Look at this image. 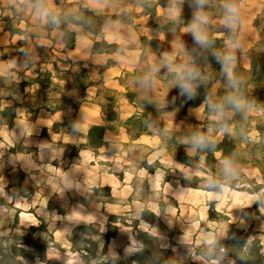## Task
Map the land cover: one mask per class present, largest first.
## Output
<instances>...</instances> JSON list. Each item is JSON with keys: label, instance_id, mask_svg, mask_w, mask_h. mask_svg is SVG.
Segmentation results:
<instances>
[{"label": "rangeland", "instance_id": "rangeland-1", "mask_svg": "<svg viewBox=\"0 0 264 264\" xmlns=\"http://www.w3.org/2000/svg\"><path fill=\"white\" fill-rule=\"evenodd\" d=\"M46 1L58 13L75 12L84 4L99 15H120L128 24L114 22L107 29L108 40L119 44L114 55L94 54L93 38L78 28L74 29L76 49L62 54L63 34L56 30V52L49 59L50 52L39 48L52 46L45 36L43 1L0 0V98L9 94L15 82L35 78L38 71L54 72L41 61L42 54L51 61L70 58L84 64L74 66L75 75L67 77L70 96L78 99L76 118L72 110L29 111L34 103L32 89L26 99L14 93L13 101H2L3 108L22 102L25 106L19 108L11 131L0 125V240L25 236L46 245L53 264H130L141 248L137 240L141 232L159 237L167 250L158 252L155 264H225L228 261L213 245L225 240L234 225L240 230L251 227V236L260 238L264 246V198L253 209L258 196L215 195L192 188L203 185L198 180L205 176L199 170L201 162L186 167L161 147L160 138L167 132L183 140L184 133L194 136L195 131L209 128L203 107L189 109L188 117H181L180 105L174 101L184 95L181 78L189 69L195 70L194 55L202 51V44L194 39L195 28L158 34L140 11L136 3L140 0H60L59 7L55 0ZM178 1L169 0L170 8L161 9L159 16H181L173 8ZM239 11L242 28L237 41L227 45L226 55L233 67L247 68V56L262 38L264 0H242ZM9 26L30 37L11 35ZM143 39L147 47L142 54ZM90 83L94 86L82 91ZM61 85L68 90L66 82ZM137 100L158 103L164 117L150 125V135L132 140ZM213 119L222 121L224 116ZM56 123L61 124L59 132L54 130ZM104 124L115 131L106 135L104 147L95 153L85 145V136L92 125ZM73 128L80 137L71 133ZM207 138H213L210 131ZM220 138L221 134L213 139ZM187 153L192 156L194 151L187 149ZM245 209L251 210L252 220L243 219L250 216ZM211 214L214 219L209 218ZM41 226L46 230L30 232L31 227ZM101 235L114 237L104 246ZM205 250L214 263L202 256Z\"/></svg>", "mask_w": 264, "mask_h": 264}, {"label": "trees", "instance_id": "trees-1", "mask_svg": "<svg viewBox=\"0 0 264 264\" xmlns=\"http://www.w3.org/2000/svg\"><path fill=\"white\" fill-rule=\"evenodd\" d=\"M42 1L44 4L41 8L47 19L45 36L52 46L48 48L37 45V47L50 52L46 57L51 59L54 56L53 52H56V40L53 38V32L56 30L63 34V48L59 52L66 54L68 51L75 50L77 45L75 28L82 29L93 38L92 50L94 54L113 55L119 53V44L108 40L107 29L115 21L128 24L122 19V16L99 15L84 4H80L75 12L64 10L58 13L48 8L46 0ZM241 2L242 0H204L201 4L199 0H181L177 2L176 8L183 14L177 18L159 16L158 7H166L167 0L158 2L140 0L136 3L143 8L145 14L150 16L152 29L162 35L179 32L183 28H195L201 30L208 38V43L202 44V51L196 53L193 58V67L197 75L201 74V76H198L194 81L190 93L185 92L180 99L176 98L174 101L180 105L181 117H188L189 109L203 107L209 128L195 131L194 136L191 133H184L183 140H178L175 132H167L160 138L161 147L174 160L186 167H193L195 162H201L199 170L205 176L198 180L202 181L203 185L194 184L192 188L215 195L239 192L258 196L253 207V209H258L264 198V28L261 32L262 38L247 56L249 64L247 68L241 64L233 67L231 60L226 65L221 63V59L227 56V45L237 41L238 31L242 28V14L239 11ZM73 4L67 3L65 6L72 7ZM227 5H232L236 9L232 21L229 20ZM55 6H61L60 0H55ZM198 16L206 19L207 22L200 23L197 19ZM6 21L10 22V19L7 18ZM231 25H236V30L232 29ZM9 32L13 36L30 37L26 31L10 26ZM146 41L143 39L141 43L142 54L147 47ZM41 57H43L41 61L45 65H51L54 72L50 70L38 71L35 78L15 82L9 89V94L5 98H0V125L6 126L10 131L18 119L19 108H24L25 105L22 102V104L3 108L2 101H13L14 93H19L26 99L28 89H32L33 94L30 95L34 98V103L27 108L29 111L44 110L54 114L72 110L75 113L74 118H76V113L79 110L78 99L70 96L71 83L67 77L75 75L72 71L74 66L84 67V64L80 62L76 64L70 58H55V61H51L47 60L48 58L46 59L44 54ZM61 64L70 67L61 68ZM229 70L232 71L231 78ZM80 76H82L81 72L76 76L78 82L82 81ZM0 80H2L1 77ZM63 81L67 83L68 90L62 87L61 82ZM93 86L92 83L87 84L83 86L82 91L86 92ZM1 87L4 86L1 84ZM49 94H55L58 97L49 98ZM41 95L44 97L42 96V98ZM135 105V109L138 111V121L131 128L135 134L132 135L129 130L132 140L150 135V125L164 117V110H160L158 103L137 100ZM220 115L224 116L222 121L212 120ZM60 125L57 123L53 125L56 132H59ZM122 127L128 129L126 125ZM114 131L115 129L110 124L92 125L85 136V145L96 153L104 147L106 135ZM208 131L211 132L213 138L220 134L221 138L208 139ZM46 132L45 128L43 133ZM71 133L77 137L81 136L74 128ZM201 137L205 140V146H196L194 141ZM187 149H192L194 154L189 155ZM228 162H230V174L226 177L223 169ZM160 169L164 168L160 167ZM245 212L250 216L243 219L252 220L251 210L245 209ZM212 215H210V219H214ZM42 230H46L44 226L30 228L31 233ZM251 233V227L240 230L235 225L231 226L227 231L226 239L216 240L213 248L217 254H222L225 257L228 261L225 264H264L262 240L251 236ZM101 237L105 246L114 236L101 235ZM13 238L15 241L11 242L0 240V264H53L48 259L46 245L30 241L25 236ZM137 240L141 244V248L130 259V264H155L158 252L167 251L162 249L161 239L148 232H141L137 236ZM208 252L210 251H203L202 256L208 262L214 263L215 258L206 255ZM157 264L171 263L161 261Z\"/></svg>", "mask_w": 264, "mask_h": 264}, {"label": "clouds", "instance_id": "clouds-1", "mask_svg": "<svg viewBox=\"0 0 264 264\" xmlns=\"http://www.w3.org/2000/svg\"><path fill=\"white\" fill-rule=\"evenodd\" d=\"M203 2H204V0H199V3L203 4ZM226 8H227V12L229 13V20L232 21L234 19L236 9L232 5H227ZM197 19L199 20L200 23H206L207 22L206 19L202 18L201 16H198ZM193 34H194V39L198 43H200V44H207L208 43V38H207L206 34H204L201 30L194 29ZM230 59H231L230 57L225 56L221 59V63L223 65H226L229 63ZM196 78H197V73L195 72V70L189 69L187 71L186 75L181 78L182 90L186 93H190L192 91L191 81L196 79ZM230 78H231V75H230ZM194 144L196 146L203 147V146H205V140L203 137H201V138L195 140ZM229 165H230V162H228V164H225L224 169H223L226 177L230 174Z\"/></svg>", "mask_w": 264, "mask_h": 264}, {"label": "crops", "instance_id": "crops-1", "mask_svg": "<svg viewBox=\"0 0 264 264\" xmlns=\"http://www.w3.org/2000/svg\"><path fill=\"white\" fill-rule=\"evenodd\" d=\"M149 1H153V2H158L159 0H149ZM179 2V1H178ZM167 3L169 4V0H167ZM176 4H177V2L175 3V5L173 6V8L175 9V10H178L177 8H176ZM139 6V5H138ZM168 8H170V6L169 5H167L166 7H163V6H159L158 7V14H159V12L161 11V9H165V10H167ZM139 9H140V11L142 12V13H144L143 12V8L142 7H139ZM178 11H180V10H178ZM181 13H183L182 11H181ZM145 14V13H144ZM182 15V14H181ZM145 16H148L149 18H150V16L149 15H147V14H145ZM151 20V19H150ZM116 22V21H115ZM114 23V22H113ZM118 23H120V22H118ZM123 24V23H122ZM123 25H127V24H123ZM135 25V24H134ZM78 29H80V28H78ZM187 29V28H186ZM81 31H82V29H80ZM84 32V31H83ZM155 32H157V31H155ZM85 33V32H84ZM158 33V32H157ZM172 33H178V31H176V32H170V33H167V34H165L166 36L167 35H169V34H172ZM158 34H160V33H158ZM160 35H162V34H160ZM114 55V54H113ZM60 113V112H59ZM55 114H58V113H55Z\"/></svg>", "mask_w": 264, "mask_h": 264}]
</instances>
